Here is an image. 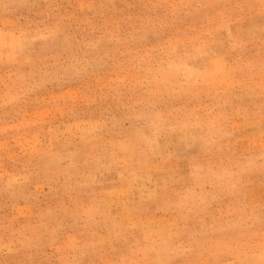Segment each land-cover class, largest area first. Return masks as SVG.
I'll use <instances>...</instances> for the list:
<instances>
[{
  "label": "rangeland",
  "instance_id": "1",
  "mask_svg": "<svg viewBox=\"0 0 264 264\" xmlns=\"http://www.w3.org/2000/svg\"><path fill=\"white\" fill-rule=\"evenodd\" d=\"M264 264V0H0V264Z\"/></svg>",
  "mask_w": 264,
  "mask_h": 264
},
{
  "label": "crops",
  "instance_id": "2",
  "mask_svg": "<svg viewBox=\"0 0 264 264\" xmlns=\"http://www.w3.org/2000/svg\"><path fill=\"white\" fill-rule=\"evenodd\" d=\"M13 258L14 257H7L6 259H5V263L7 264L8 262H13ZM14 263V262H13Z\"/></svg>",
  "mask_w": 264,
  "mask_h": 264
}]
</instances>
